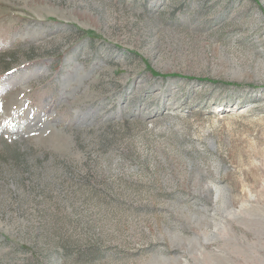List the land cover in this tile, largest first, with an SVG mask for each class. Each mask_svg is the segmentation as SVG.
Listing matches in <instances>:
<instances>
[{"label":"rangeland","instance_id":"1","mask_svg":"<svg viewBox=\"0 0 264 264\" xmlns=\"http://www.w3.org/2000/svg\"><path fill=\"white\" fill-rule=\"evenodd\" d=\"M0 264H264V0H0Z\"/></svg>","mask_w":264,"mask_h":264}]
</instances>
